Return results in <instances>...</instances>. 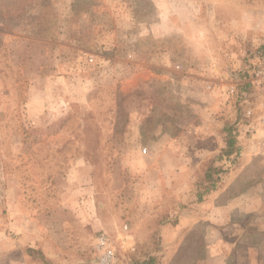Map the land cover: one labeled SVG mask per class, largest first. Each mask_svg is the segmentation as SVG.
<instances>
[{"label": "rangeland", "instance_id": "374dc122", "mask_svg": "<svg viewBox=\"0 0 264 264\" xmlns=\"http://www.w3.org/2000/svg\"><path fill=\"white\" fill-rule=\"evenodd\" d=\"M175 1L0 0V264H264V0Z\"/></svg>", "mask_w": 264, "mask_h": 264}, {"label": "built area", "instance_id": "2783aa9c", "mask_svg": "<svg viewBox=\"0 0 264 264\" xmlns=\"http://www.w3.org/2000/svg\"><path fill=\"white\" fill-rule=\"evenodd\" d=\"M260 65L252 75L255 76L257 82L264 83V62ZM99 248L106 249V253L101 258L100 264H120L119 260L116 258V252L113 248L112 243L110 242L108 236L105 234L101 235L98 239Z\"/></svg>", "mask_w": 264, "mask_h": 264}, {"label": "crops", "instance_id": "0c3cea01", "mask_svg": "<svg viewBox=\"0 0 264 264\" xmlns=\"http://www.w3.org/2000/svg\"><path fill=\"white\" fill-rule=\"evenodd\" d=\"M180 1H181V4L183 6L188 5V3H189V0H180ZM166 3H167L166 5H168V6L169 5L174 6L175 3H176V1L175 0H166ZM200 5L201 6H209V7H211L213 5L217 6L216 3L211 4V2L208 3L206 0L200 1ZM167 22H174V16H173V14L171 15V14L168 13Z\"/></svg>", "mask_w": 264, "mask_h": 264}, {"label": "trees", "instance_id": "16d2710c", "mask_svg": "<svg viewBox=\"0 0 264 264\" xmlns=\"http://www.w3.org/2000/svg\"><path fill=\"white\" fill-rule=\"evenodd\" d=\"M264 49V48H263ZM262 59H264V53H263V55H262ZM229 146H230V148H233V141L231 140V141H229ZM233 153L230 151H228L227 152V156H224V158H226V159H228V158H230L231 156L230 155H232ZM221 173L218 175V178H217V182L221 179Z\"/></svg>", "mask_w": 264, "mask_h": 264}]
</instances>
